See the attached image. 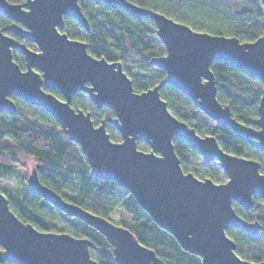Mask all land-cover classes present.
Masks as SVG:
<instances>
[{"label":"water","instance_id":"obj_1","mask_svg":"<svg viewBox=\"0 0 264 264\" xmlns=\"http://www.w3.org/2000/svg\"><path fill=\"white\" fill-rule=\"evenodd\" d=\"M94 1L154 20L166 53L152 57L150 63L163 68L166 76L154 87L137 92L121 62L95 57L87 42L70 38L62 30L65 16L74 17L90 30L79 0H0V11L12 21L0 27V111L16 113L15 97L48 111L81 146L93 175L127 188L150 217L185 250L201 256L203 264H264L242 258L227 234L231 227L252 234L262 228L259 222L239 215L233 206L235 201L249 210L255 194L264 199L261 163L225 150L212 134H200L174 115L160 95L167 83L179 88L210 118L264 152V89L259 117L253 125L246 124L218 100L211 69L213 61L224 60L264 82V34L254 41H241L236 36L195 30L131 0ZM13 49L25 55V69L14 60ZM78 92L87 93L99 108L111 107L115 117L96 125L90 112L71 105ZM107 122L119 130L121 141L111 139ZM176 137L196 148L206 163L217 159L227 181L219 183L184 171L173 143ZM139 140L148 143L150 150L140 149ZM41 167L33 166L28 174L29 189L100 231L113 245L119 264H163L129 228L66 200L42 183L38 174ZM95 247L89 238L41 231L22 221L0 191V264H99L90 253Z\"/></svg>","mask_w":264,"mask_h":264},{"label":"trees","instance_id":"obj_2","mask_svg":"<svg viewBox=\"0 0 264 264\" xmlns=\"http://www.w3.org/2000/svg\"><path fill=\"white\" fill-rule=\"evenodd\" d=\"M9 1L21 3L25 0ZM131 1L162 12L198 31L236 36L241 41H254L264 34L262 0H236L230 12L206 0ZM79 2L88 18L90 30L74 17L65 16L62 30L70 38L87 42L88 51L95 57L121 62L137 92L154 87L166 76L163 68L150 63L152 57L166 53V46L159 38L152 18L135 17L126 9L110 7L105 2ZM11 22L0 11V27ZM6 33L30 47L34 45L30 40H23L9 31ZM13 58L22 69L26 68L25 55L20 50L13 49ZM134 67L138 69L133 70ZM211 69L216 78L218 100L230 107L235 118L253 125L259 117L264 82L224 60L213 61ZM48 90L63 97L54 89ZM160 95L179 119L202 135H214L225 150L258 160L264 172V152L261 149L238 137L230 127L210 118L179 88L167 83L161 87ZM15 101L18 106L16 113L0 111V181L8 178L16 167L26 166L32 159L34 166H42L38 169L42 183L66 200L129 228L142 244L156 252L163 264H203L201 256L185 250L174 235L150 217L127 188L115 180L93 175L81 146L70 139L48 111L18 97ZM71 105L90 112L96 125L115 117L111 107H97L85 92L74 94ZM107 131L112 140H122L119 130L109 122ZM173 143L184 171L219 183L227 181L228 177L217 159L206 163L199 151L182 138H174ZM138 147L150 150V145L144 141L139 140ZM20 180L26 191L20 194L19 201H13L9 193L0 191L9 198L11 209L22 221L33 224L41 231L68 232L76 237L89 238L96 245L90 250L93 259L99 264H119L113 245L100 231L80 218L66 214L30 190L27 176L21 175ZM253 199L254 204L249 210L235 201L233 206L245 219L259 222L262 225L260 232L252 234L239 227H231L227 234L235 241L236 252L242 258L259 263L264 261V199L259 194H255ZM2 264L17 263L4 261Z\"/></svg>","mask_w":264,"mask_h":264},{"label":"rangeland","instance_id":"obj_3","mask_svg":"<svg viewBox=\"0 0 264 264\" xmlns=\"http://www.w3.org/2000/svg\"><path fill=\"white\" fill-rule=\"evenodd\" d=\"M206 1L213 2L218 6L224 8V10L230 12V7L235 3L236 0H206ZM132 69L137 70L138 67H134ZM33 166L34 164L32 162V159H29L26 166L16 167L8 178L0 181V190L9 193L13 201L15 202L19 201L21 199L20 194H23L26 191V186L21 184L20 176L21 175L28 176Z\"/></svg>","mask_w":264,"mask_h":264},{"label":"flooded vegetation","instance_id":"obj_4","mask_svg":"<svg viewBox=\"0 0 264 264\" xmlns=\"http://www.w3.org/2000/svg\"><path fill=\"white\" fill-rule=\"evenodd\" d=\"M15 35V34H14ZM19 37V36H18ZM23 40H27V39H23ZM33 43V42H32ZM34 44V43H33ZM37 46L34 44L33 45V48H36Z\"/></svg>","mask_w":264,"mask_h":264}]
</instances>
